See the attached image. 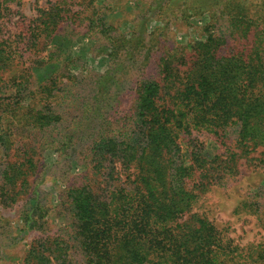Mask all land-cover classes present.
Wrapping results in <instances>:
<instances>
[{
    "label": "rangeland",
    "instance_id": "374dc122",
    "mask_svg": "<svg viewBox=\"0 0 264 264\" xmlns=\"http://www.w3.org/2000/svg\"><path fill=\"white\" fill-rule=\"evenodd\" d=\"M218 1L205 11L198 6L201 0H6L0 5V38L11 35L20 44L13 64L0 71V132L10 140L8 148L0 143V185L8 162H23L29 170L16 201L0 195V264H23L32 244L46 238L72 243L70 212L62 203L66 191L91 177L89 143L99 128L119 127L136 111L143 80L161 82L162 95L171 101L194 61V44L211 24L227 39L220 54L252 51L263 31L264 0ZM232 1L252 23L246 36L234 31ZM52 11L62 16L50 36L41 31L39 18ZM175 70L180 78L172 86ZM39 111L60 118L42 127L34 121ZM101 111L108 123L98 117ZM237 130L227 127L223 139L198 134L199 145L209 158L224 155L228 147L240 152ZM181 141L188 157V142ZM262 149L240 157L239 172L201 190L194 207L215 224L229 249H236L232 264H264ZM32 199L39 203L35 208ZM28 215L37 221L31 228ZM82 256L73 255L78 264Z\"/></svg>",
    "mask_w": 264,
    "mask_h": 264
},
{
    "label": "trees",
    "instance_id": "16d2710c",
    "mask_svg": "<svg viewBox=\"0 0 264 264\" xmlns=\"http://www.w3.org/2000/svg\"><path fill=\"white\" fill-rule=\"evenodd\" d=\"M218 3L201 0L198 6L205 11ZM229 5L234 31L248 35L252 23L246 11L238 10L234 1ZM61 14L40 16L41 31L51 36ZM209 27L194 44V61L171 101L162 95L161 82L145 79L136 111L121 126L96 131L86 155L91 177L70 186L62 202L70 212L74 242L56 237L33 243L23 264H78L73 257L77 252L83 255L81 264H232L236 249H229L220 230L194 207L201 190L239 172L240 157L249 158L259 147L264 154V25L251 52L222 54L227 39L214 24ZM19 46L11 35L0 38V71L13 64ZM172 75L175 86L179 72ZM98 117H104L102 111ZM59 118L54 111H39L34 121L44 127ZM233 126L238 127L241 151L228 147L224 155L209 158L198 134L223 139L226 128ZM0 143L9 147L6 132H0ZM24 166L14 161L3 169L0 195L8 202L16 201L29 182ZM31 201L33 208L38 206L36 199ZM26 221L30 228L37 224L31 215Z\"/></svg>",
    "mask_w": 264,
    "mask_h": 264
}]
</instances>
